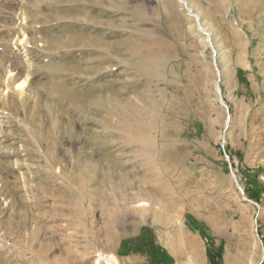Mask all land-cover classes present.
<instances>
[{
  "label": "rangeland",
  "instance_id": "1",
  "mask_svg": "<svg viewBox=\"0 0 264 264\" xmlns=\"http://www.w3.org/2000/svg\"><path fill=\"white\" fill-rule=\"evenodd\" d=\"M111 259L264 264V0H0V264Z\"/></svg>",
  "mask_w": 264,
  "mask_h": 264
},
{
  "label": "bare ground",
  "instance_id": "2",
  "mask_svg": "<svg viewBox=\"0 0 264 264\" xmlns=\"http://www.w3.org/2000/svg\"><path fill=\"white\" fill-rule=\"evenodd\" d=\"M11 71V70H10ZM10 71H8V73H10ZM11 74V73H10ZM11 77V76H10ZM12 79V78H11ZM27 80V79H26ZM24 81H25V79H24ZM15 82V81H14ZM15 84V83H14ZM20 85V86H19ZM19 85H17L18 87H21V88H23V86L25 85V82L24 83H22V84H19ZM129 204V203H128ZM123 205H124V203H123ZM121 210V209H120ZM125 212V211H124ZM121 213H122V211H121ZM114 258V260H116L115 259V257H113ZM108 260H109V258H107ZM111 263L112 264H117V262L116 261H113V259H111Z\"/></svg>",
  "mask_w": 264,
  "mask_h": 264
}]
</instances>
